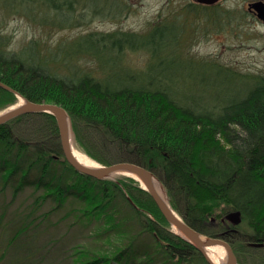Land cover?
Segmentation results:
<instances>
[{
  "label": "trees",
  "instance_id": "trees-1",
  "mask_svg": "<svg viewBox=\"0 0 264 264\" xmlns=\"http://www.w3.org/2000/svg\"><path fill=\"white\" fill-rule=\"evenodd\" d=\"M39 1L64 25L66 11H76L81 0H20ZM182 8L184 19L162 17L146 33L89 31L60 42L56 52L39 49L35 40L11 49L0 33V81L30 100L65 107L75 144L100 164L130 161L151 169L185 221L224 237L243 262L249 246H264V71L188 57L186 17L217 13L211 22L223 21L211 5ZM38 17L54 24L48 14ZM138 51L148 55L141 65L127 58ZM16 99L0 85V110ZM7 188L12 200L29 190L6 229L12 231L7 244L20 249L15 264H44L51 243L40 237L51 218V226L87 238L67 250L69 264H209L169 229L138 179H98L76 170L63 154L52 113H24L0 124V190ZM5 209L3 203L0 222ZM237 210L242 221L234 225L226 215Z\"/></svg>",
  "mask_w": 264,
  "mask_h": 264
},
{
  "label": "rangeland",
  "instance_id": "rangeland-1",
  "mask_svg": "<svg viewBox=\"0 0 264 264\" xmlns=\"http://www.w3.org/2000/svg\"><path fill=\"white\" fill-rule=\"evenodd\" d=\"M83 1L89 2L91 9L102 6L104 8L107 6V8L100 12L90 10L83 6ZM253 1L257 0H219L211 4L214 6L211 11L220 13L218 17L223 21L220 27L218 21L219 24L216 21L211 22L212 18L214 20L217 18V13L211 16L198 12L186 17L184 22L186 25L185 54L197 59L200 57L215 59L242 72L264 71V22L249 9V3ZM190 2L198 3L195 0H81L76 5V11L70 13L66 11L69 23L59 25L57 11L47 9L45 3L41 1L29 6L20 0H0V33L5 37L11 49L21 50L29 41L35 40L39 49L46 50L45 48L50 47L52 52H56L60 42L74 40L89 31L124 30L146 33L155 21L162 17L172 19L178 14L177 16L184 19L181 16L182 6ZM29 7L35 11L36 16L47 14L51 16L54 24H42L39 17V19L35 18L36 16L33 17V12L29 10ZM225 10L229 12L225 13ZM146 57L148 55L143 51L129 52L127 55L129 60L139 65ZM194 73L196 74L197 71L194 70ZM21 99L17 95L16 101L2 108L0 112L18 105ZM74 147L83 152L75 142ZM95 162L97 165L100 164ZM120 175L128 174L115 173L111 178ZM162 186L169 201L167 191L163 184ZM28 194L29 190H23L12 200L9 188L5 191L0 190V211L3 203L6 204L4 216L1 217L2 222H0V264H15L13 259L20 253V249L7 244L12 231L6 229L8 221L13 218L14 212L21 207ZM49 205L48 201L45 206ZM51 223L52 218L45 223L44 227L48 228L40 237L43 245L51 243L47 244L46 251L49 253L44 264H69L67 250L75 242L85 245L83 242L87 240L85 233L75 228L66 230L65 226L61 225L51 226ZM169 229L179 234L172 226ZM57 239L58 243L52 241ZM242 255L244 256L241 260L243 262L238 260L237 264H264V246H249V249L243 251Z\"/></svg>",
  "mask_w": 264,
  "mask_h": 264
},
{
  "label": "water",
  "instance_id": "water-1",
  "mask_svg": "<svg viewBox=\"0 0 264 264\" xmlns=\"http://www.w3.org/2000/svg\"><path fill=\"white\" fill-rule=\"evenodd\" d=\"M200 3L214 4L219 0H196ZM249 9L254 11L258 18L264 22V1L257 0L249 3ZM0 85L14 91L23 102L14 105L5 111L0 112V124L24 113L29 112H49L52 113L57 121L60 143L63 154L67 161L78 171L102 179L112 177L115 173H126L140 180L144 188L150 193L164 217L171 225H175L183 234L182 237L193 243L204 255L209 264H215L207 253V248L214 245H222L227 253V259L224 264H237L238 257L231 245L221 235L208 236L189 225L185 219L175 212L169 202H167L157 190L155 179L157 178L153 171L141 164L130 161H118L111 164L87 165L81 162L74 154V140L71 129L69 114L65 107L53 102L33 101L24 97L21 93L15 91L9 85L0 81ZM226 219L234 225L242 221L240 211H232L226 215Z\"/></svg>",
  "mask_w": 264,
  "mask_h": 264
},
{
  "label": "bare ground",
  "instance_id": "bare-ground-1",
  "mask_svg": "<svg viewBox=\"0 0 264 264\" xmlns=\"http://www.w3.org/2000/svg\"><path fill=\"white\" fill-rule=\"evenodd\" d=\"M23 102V100L21 99V101L18 104H21ZM73 151L75 156L83 163L87 164V165H97V163L92 160L91 158H89L87 155H85L83 152H81L79 149H77L76 147H73ZM155 184L157 187V190L159 191V193L162 195V197L167 201V195L164 191V188L160 182V180L158 178L155 179ZM176 212V211H175ZM177 213V212H176ZM172 228L178 232L183 234L175 225H172ZM207 253L209 255V257L212 259V261L215 264H224L226 262L227 259V255L225 256V249L222 245H214L211 247L207 248Z\"/></svg>",
  "mask_w": 264,
  "mask_h": 264
}]
</instances>
